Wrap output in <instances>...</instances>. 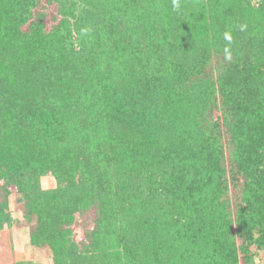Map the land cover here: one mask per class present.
I'll return each instance as SVG.
<instances>
[{
  "label": "trees",
  "instance_id": "trees-1",
  "mask_svg": "<svg viewBox=\"0 0 264 264\" xmlns=\"http://www.w3.org/2000/svg\"><path fill=\"white\" fill-rule=\"evenodd\" d=\"M12 193L55 264H256L264 0H0Z\"/></svg>",
  "mask_w": 264,
  "mask_h": 264
},
{
  "label": "rangeland",
  "instance_id": "rangeland-1",
  "mask_svg": "<svg viewBox=\"0 0 264 264\" xmlns=\"http://www.w3.org/2000/svg\"><path fill=\"white\" fill-rule=\"evenodd\" d=\"M42 185L44 188H53L54 177L50 174L44 176ZM8 213L9 222L0 228V264H55L50 250L39 249L31 244L23 204L17 201L13 193L10 195ZM75 228L76 238H82L81 229ZM255 263L264 264V251L256 256Z\"/></svg>",
  "mask_w": 264,
  "mask_h": 264
},
{
  "label": "clouds",
  "instance_id": "clouds-1",
  "mask_svg": "<svg viewBox=\"0 0 264 264\" xmlns=\"http://www.w3.org/2000/svg\"><path fill=\"white\" fill-rule=\"evenodd\" d=\"M226 38L230 39V37H226Z\"/></svg>",
  "mask_w": 264,
  "mask_h": 264
}]
</instances>
